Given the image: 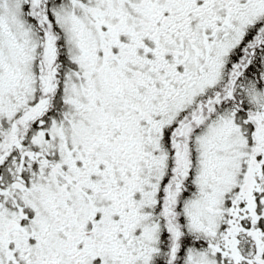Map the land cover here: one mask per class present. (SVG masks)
<instances>
[{"label": "snow or ice", "instance_id": "1", "mask_svg": "<svg viewBox=\"0 0 264 264\" xmlns=\"http://www.w3.org/2000/svg\"><path fill=\"white\" fill-rule=\"evenodd\" d=\"M0 264H264V0H0Z\"/></svg>", "mask_w": 264, "mask_h": 264}]
</instances>
